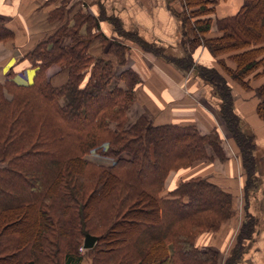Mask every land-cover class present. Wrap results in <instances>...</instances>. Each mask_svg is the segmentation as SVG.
Listing matches in <instances>:
<instances>
[{
    "label": "trees",
    "instance_id": "1",
    "mask_svg": "<svg viewBox=\"0 0 264 264\" xmlns=\"http://www.w3.org/2000/svg\"><path fill=\"white\" fill-rule=\"evenodd\" d=\"M217 1L181 0L187 47L177 61L188 67L201 44L213 56L227 53L234 66L218 62L242 88L254 90L264 122V4L242 0L235 13L213 20L207 14ZM49 18L54 30L21 55L35 68L32 82H15L11 70L0 82V264H81L86 257L88 264L214 262L216 252L199 249L194 237L231 216L232 195L201 176L166 191V178L196 160L224 159L218 134L202 133L194 123L154 124L143 114L126 123L140 81L132 68H116L127 47L112 41L107 54L91 53L93 38H107L88 12L68 16L60 6ZM212 22L215 35L208 34ZM11 37L0 18V42ZM220 112L239 148L247 188L256 168L254 137L230 107ZM92 151L113 162L89 160ZM251 230V220L242 223L236 249ZM86 233L96 241L84 253Z\"/></svg>",
    "mask_w": 264,
    "mask_h": 264
},
{
    "label": "crops",
    "instance_id": "2",
    "mask_svg": "<svg viewBox=\"0 0 264 264\" xmlns=\"http://www.w3.org/2000/svg\"><path fill=\"white\" fill-rule=\"evenodd\" d=\"M241 4L242 0H218L209 16L233 14ZM60 6H64L68 16L79 9L97 19L98 29L107 41L93 38L89 45L91 53L107 54L112 41L127 47L123 65L132 68L140 78L129 106L130 111L138 108L134 115L143 114L154 124L194 123L197 128L198 122L207 120L204 114L209 116V112L204 100L216 103L217 99L210 85L199 77H191V71L196 69L193 64L199 62L214 65L216 57L201 44L191 52V69L178 63L187 47L183 41L187 28L179 15L180 0H0V18L12 31L11 39L0 42V82L9 70L15 82H32L35 68L21 55L37 39L54 30L55 22L49 17ZM215 34L213 27L210 35ZM262 80L263 77L254 78L250 85L254 88ZM119 85L124 84L119 81ZM206 125L207 129L212 127L209 122ZM255 144L264 148V133L255 136ZM229 148L223 162L196 160L190 166L172 170L166 178V191L182 179L201 176L229 192L231 216L216 230L197 233L194 244L201 250L216 252V260L207 264H264V156L262 162H256L253 173L259 184L254 182L246 188L241 158L234 145L230 143ZM258 164L261 169H257ZM246 220H251L252 230L249 236L240 238L236 249L239 230Z\"/></svg>",
    "mask_w": 264,
    "mask_h": 264
},
{
    "label": "rangeland",
    "instance_id": "3",
    "mask_svg": "<svg viewBox=\"0 0 264 264\" xmlns=\"http://www.w3.org/2000/svg\"><path fill=\"white\" fill-rule=\"evenodd\" d=\"M261 4H264V0L261 1ZM180 5H181V8H179V10H180L179 15L181 16V18H183L184 12L182 10H184V7L181 4V0H180ZM194 8H197V7L192 6L190 8H187L186 13H189V11L191 9H194ZM207 15H211V14H207ZM201 16L205 17L206 14L201 15ZM190 19H195V17L191 16ZM213 20H214V18H213ZM213 27L216 30L214 22H212V27L210 28V30H212ZM95 31H97V30H95ZM208 34L210 35V31ZM152 51L154 52L153 48H152ZM184 55L182 57H184ZM215 57H216L215 58L216 60L214 62V65L212 64V65L204 66V65H201L200 62L197 64H193V62H192L190 64V63H188V61H187V63H188V69H191L190 67L192 64L194 66H196V69L193 72L191 71V77L201 78L204 82H207L208 85H210V87L214 91V96L216 97L217 102L214 103V101L208 102V101L204 100L206 110H207V112H209V116H207L206 113L204 114L205 115L204 117L207 119L206 120L207 122L206 121L198 122V128H199L200 132L205 133V134H215V132L218 134L217 143L220 145V148L222 149V152L225 156L224 159H219L217 157H214L211 159H209V158H204V160L200 159V161L223 162L224 160H226L228 158V152L230 150V148H229L230 143L235 146V149H236L239 157H240V152H239V148L237 146V143H236L234 137L231 136V134H230V132H229L224 120H223L222 114L220 112V108H222V106L231 108L232 112L238 117L240 127L241 126L243 127L242 130L243 131L245 130L246 132L251 133L254 137V141H255V136H257V134L260 135V134L264 133V122L258 118L257 113H256V109H255V106L259 100V97L255 93H253L252 89L244 90L240 87V85L236 81L230 79L229 75L225 72L223 67L218 62V59L220 58V59H222V61L225 64L233 67L234 62L232 61V59L228 56L227 53L220 54V55H218V57L217 56H215ZM123 67H124V65L119 66V67L117 66L116 68H123ZM211 72H213V74H215V73L218 74V76L220 77V80L214 78L213 76L211 77ZM56 80H58V77L56 78ZM56 80H54V82ZM257 81H258V79H255L254 84H256ZM220 83H221V85H220ZM219 85L224 86L226 88V93H227L226 97H223L221 94H219L220 91H222L220 89ZM221 93H223V92H221ZM5 95L7 97L10 96L8 93H6ZM136 111H138V108L136 109ZM136 111H133V110L130 111V109L128 111V109H127L126 123L133 121L137 117L136 115H134V114H136ZM208 122L212 125V127L210 129H207L206 124ZM206 150H207L208 154H212V149L210 148L209 145H207ZM252 152L256 158L257 163L263 161V156H264V148L263 147L255 145V148L253 149ZM87 158L89 160L99 162L102 164H110L113 162L112 157L103 156V155L97 154L96 152H93V151L87 155ZM259 167H260V165L257 167V169H261ZM254 174H253V183L255 182L257 185V184H259V182H258V180H255L257 178L254 176ZM258 179L260 181L261 178H258ZM18 218L19 217H16V218L12 219V221L16 220ZM101 229H102V226H99L98 228L95 229V231L97 233H99V232H101ZM82 244H83V242H82ZM82 244L79 246V250L81 252L91 248V247L85 248V247H83ZM84 253H86V251ZM84 261H86V264L89 263V259L87 257L84 258Z\"/></svg>",
    "mask_w": 264,
    "mask_h": 264
},
{
    "label": "water",
    "instance_id": "4",
    "mask_svg": "<svg viewBox=\"0 0 264 264\" xmlns=\"http://www.w3.org/2000/svg\"><path fill=\"white\" fill-rule=\"evenodd\" d=\"M96 241V236L95 235H92V234H89V233H86L84 235V238H83V247L85 248H89V247H92L94 242Z\"/></svg>",
    "mask_w": 264,
    "mask_h": 264
}]
</instances>
